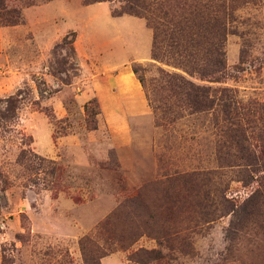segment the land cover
Instances as JSON below:
<instances>
[{
  "label": "rangeland",
  "instance_id": "obj_1",
  "mask_svg": "<svg viewBox=\"0 0 264 264\" xmlns=\"http://www.w3.org/2000/svg\"><path fill=\"white\" fill-rule=\"evenodd\" d=\"M4 1L23 21L0 25V264H264V228L235 214L258 183L234 128L166 98L159 70L180 71L153 61L148 21L114 17L123 0ZM247 2L221 82L191 79L233 91L261 153L264 0Z\"/></svg>",
  "mask_w": 264,
  "mask_h": 264
},
{
  "label": "trees",
  "instance_id": "obj_2",
  "mask_svg": "<svg viewBox=\"0 0 264 264\" xmlns=\"http://www.w3.org/2000/svg\"><path fill=\"white\" fill-rule=\"evenodd\" d=\"M123 1L126 4L123 12L113 13L114 17L130 15L145 18L154 31L153 61L180 71L171 73L164 69L159 70V88L168 93L166 98L173 100V106L187 109L192 114L223 111L224 121L231 123L235 143L241 152L238 160L242 161L241 166L249 177V181L244 183L246 186L252 181L257 180L258 183L257 189L244 205L234 211L239 221L245 222L255 217L264 228V149L259 153L245 147L249 142L248 130L244 125L246 120L240 118L241 112L234 103L236 98L229 95L233 93L232 90L215 91L211 86L198 84L191 79L197 77L201 82H221L226 70L225 38L240 0ZM22 21L19 10L8 9L5 1L0 0V25L16 26ZM134 72L138 74L137 69ZM138 79L147 91L150 107L157 119L164 120L168 107L163 106L161 100H155L153 89L144 78L139 76ZM219 92L223 96L219 97ZM236 102L239 104L237 99ZM260 106L261 115H264V105ZM5 264L9 262L5 260Z\"/></svg>",
  "mask_w": 264,
  "mask_h": 264
},
{
  "label": "crops",
  "instance_id": "obj_3",
  "mask_svg": "<svg viewBox=\"0 0 264 264\" xmlns=\"http://www.w3.org/2000/svg\"><path fill=\"white\" fill-rule=\"evenodd\" d=\"M139 87H140L139 98L137 97L136 99L138 100V104H139V105H142V103H140V100H143L144 95L142 94V89H141V86H140V85H139ZM142 95H143V96H142ZM144 107H145V105H144Z\"/></svg>",
  "mask_w": 264,
  "mask_h": 264
}]
</instances>
